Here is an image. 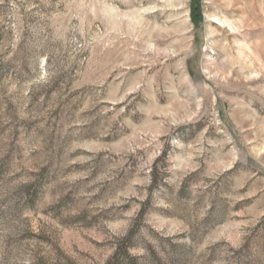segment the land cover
Segmentation results:
<instances>
[{"label":"rangeland","instance_id":"rangeland-1","mask_svg":"<svg viewBox=\"0 0 264 264\" xmlns=\"http://www.w3.org/2000/svg\"><path fill=\"white\" fill-rule=\"evenodd\" d=\"M0 264H264V0H0Z\"/></svg>","mask_w":264,"mask_h":264},{"label":"bare ground","instance_id":"bare-ground-1","mask_svg":"<svg viewBox=\"0 0 264 264\" xmlns=\"http://www.w3.org/2000/svg\"><path fill=\"white\" fill-rule=\"evenodd\" d=\"M213 18H218L217 16H213ZM223 23H229V20L223 21ZM236 23V22H235ZM213 24V23H212ZM230 27H232L233 29L235 28L233 24L229 23ZM237 27V26H236ZM216 28V27H215ZM221 29V28H220ZM232 31V30H231ZM238 32V31H237ZM214 33V32H212Z\"/></svg>","mask_w":264,"mask_h":264},{"label":"trees","instance_id":"trees-1","mask_svg":"<svg viewBox=\"0 0 264 264\" xmlns=\"http://www.w3.org/2000/svg\"><path fill=\"white\" fill-rule=\"evenodd\" d=\"M196 17V16H195Z\"/></svg>","mask_w":264,"mask_h":264}]
</instances>
